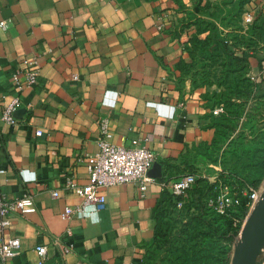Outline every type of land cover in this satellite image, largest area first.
<instances>
[{"label": "crops", "instance_id": "obj_1", "mask_svg": "<svg viewBox=\"0 0 264 264\" xmlns=\"http://www.w3.org/2000/svg\"><path fill=\"white\" fill-rule=\"evenodd\" d=\"M259 12L264 0H0V116L13 97L21 109L13 125L0 119V192L12 199L26 190L36 206L0 232V241L20 238L19 254L0 264H36L39 244L48 249L45 264H139L183 156L215 137L203 93L216 84L195 86L180 65L201 60L186 46L211 30L197 33L196 21L220 29L237 19L242 32ZM249 53L246 76L264 87V49ZM31 58L38 82L18 89L11 75ZM104 117L113 143L138 139L156 154L161 177L148 175L142 193L133 181L109 186L103 206L88 204L65 221L64 207L81 202L63 187L65 177L88 183ZM67 227L73 247L61 261L51 239Z\"/></svg>", "mask_w": 264, "mask_h": 264}, {"label": "trees", "instance_id": "obj_2", "mask_svg": "<svg viewBox=\"0 0 264 264\" xmlns=\"http://www.w3.org/2000/svg\"><path fill=\"white\" fill-rule=\"evenodd\" d=\"M240 12V9H238L236 14ZM259 20L262 23L258 26L256 24ZM196 23L197 33L203 32L208 28L211 30L209 36L205 39H200L194 35L186 46L190 52L198 49L199 53H201L199 55L201 60L195 61L193 59L192 62L196 65L193 73L188 70L192 62H182L180 65L184 74H190L193 77L195 86L197 85L196 80H199V83H201L199 86L202 87L211 83H215L218 86L226 85L227 93H213L215 95L219 94L215 103L210 104L211 98L209 94L211 92L203 93V99L211 109L214 110L220 104L225 105V109L217 116L213 113L210 115L211 127L215 129L214 140L222 132L220 128L223 124L231 122L233 119H239L241 116L237 108L233 110L237 104L233 103L231 96H235V99L239 101L240 96H252L254 92L264 90L263 86L254 84L246 76L247 58L250 56L249 51L264 49V14L261 12L257 13L251 22L252 29H246L242 32H240L241 26L237 23V19L226 21L220 29L214 28L207 21L197 20ZM225 26L232 27L230 34L229 32H223ZM208 47L209 53L204 52ZM241 47H243L242 53L241 56H238L235 54V50ZM219 176L217 181L221 185H227L231 192L240 197L241 200L237 211H231L228 214L216 213L213 208L209 207L210 211L215 213L220 222L218 220L211 221L207 217L205 208L200 206V198L207 190H211L213 184L208 185L195 178L194 182L180 195H173L170 191L163 193L158 207L157 223L152 239H155L160 233L162 224L161 211L165 206L176 207L178 203H181V207L187 210L192 207L197 210L194 213H189L187 220L183 224V233H180L176 238L175 249L172 248L170 252L172 264H223L221 252L225 250L224 246L228 245L229 247L238 240L239 226L233 224V219L237 218L239 213L242 214L243 218L246 214L247 197L241 193V189L245 186H236L232 183L229 176L223 173H220ZM215 194L216 192L214 196Z\"/></svg>", "mask_w": 264, "mask_h": 264}, {"label": "built area", "instance_id": "obj_3", "mask_svg": "<svg viewBox=\"0 0 264 264\" xmlns=\"http://www.w3.org/2000/svg\"><path fill=\"white\" fill-rule=\"evenodd\" d=\"M0 26L5 27V21H0ZM40 74L39 64L35 58L28 59L25 67L14 71L11 75L12 82L18 89H22L23 85L32 86L38 82ZM20 99L13 97L3 105L0 119L8 124H15L18 119L14 115V111L19 107ZM221 111V107L213 110L214 114ZM99 150L95 155L94 163L87 165L89 174L88 183L84 185L77 184L71 177H65L63 187L81 197V202L77 205H66L61 212V218L65 221L71 219L75 214L83 212L88 204H94L97 207L104 205L106 201L103 189L133 181L137 184L140 193L146 189V183L151 179L147 172L156 161V154L150 151L144 143L138 139H132L129 145H119L112 142V132L109 129L107 118H101L98 121ZM37 135L41 134L40 130L36 131ZM4 170L0 169V173ZM193 174H186L177 178L170 188L173 195L182 194L195 180ZM264 187L255 188L251 185L241 189V193L247 197L246 214L242 224L234 218V225L239 226L238 236L245 223V220L251 209L260 199ZM56 196V192H52ZM240 197L232 193L227 185H220L215 196L211 198L210 203L213 209L220 214H228L231 211H237L240 205ZM177 206H181L178 203ZM36 206L31 193L24 191L21 196L9 199L0 192V232L10 226L11 216L15 214H25L35 211ZM71 236V228L67 227L62 236H53L51 244L57 256L64 260L65 256L72 250V242L68 240ZM47 246L39 244L34 251L37 255L36 264H45L48 258ZM20 238L17 236L9 237L0 241V260L5 262L19 254Z\"/></svg>", "mask_w": 264, "mask_h": 264}, {"label": "rangeland", "instance_id": "obj_4", "mask_svg": "<svg viewBox=\"0 0 264 264\" xmlns=\"http://www.w3.org/2000/svg\"><path fill=\"white\" fill-rule=\"evenodd\" d=\"M261 23L259 20L256 25L259 26ZM247 29H252L251 23L247 25ZM193 63L188 67L190 73H193L196 67ZM227 91L225 84L213 86L209 94L210 104L218 99L219 94L213 93H227ZM231 97L233 103L237 104L233 110L237 108L240 118L223 124L220 128L222 132L213 141L209 144H199L183 156L181 176L193 174L202 183L213 184L211 190H207L200 198V206L205 208L207 217L211 221H219L215 213L210 211L209 207H213L209 203L221 185L217 181L220 173L229 176L232 183L238 187L247 185L255 188L264 187V90L254 92L252 96H240L239 101L235 96ZM256 98H259L260 102L253 105L252 99ZM219 107L225 109L224 104H220ZM196 211L193 207L187 210L181 206H165L161 211L160 233L155 239L142 246L139 264H172L170 252L172 248L175 249L176 238L183 233V224L189 213ZM237 219L238 224L241 225L243 221L241 213L238 214ZM234 247L235 243L229 247L224 246L225 250L221 252L223 264H231ZM263 257L264 244L256 257V264H262Z\"/></svg>", "mask_w": 264, "mask_h": 264}, {"label": "water", "instance_id": "obj_5", "mask_svg": "<svg viewBox=\"0 0 264 264\" xmlns=\"http://www.w3.org/2000/svg\"><path fill=\"white\" fill-rule=\"evenodd\" d=\"M21 109L14 111L17 116ZM161 164L155 161L147 174L161 177ZM264 244V189L251 209L235 243L231 264H256V257ZM264 258V257H263Z\"/></svg>", "mask_w": 264, "mask_h": 264}, {"label": "bare ground", "instance_id": "obj_6", "mask_svg": "<svg viewBox=\"0 0 264 264\" xmlns=\"http://www.w3.org/2000/svg\"><path fill=\"white\" fill-rule=\"evenodd\" d=\"M261 259V258H260ZM262 264H264V258H263V262H262Z\"/></svg>", "mask_w": 264, "mask_h": 264}]
</instances>
